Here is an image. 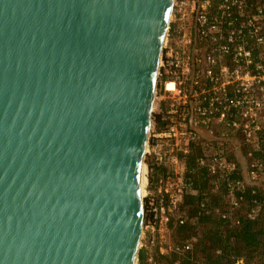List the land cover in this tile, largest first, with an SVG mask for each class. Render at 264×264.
I'll return each instance as SVG.
<instances>
[{"label": "water", "instance_id": "obj_1", "mask_svg": "<svg viewBox=\"0 0 264 264\" xmlns=\"http://www.w3.org/2000/svg\"><path fill=\"white\" fill-rule=\"evenodd\" d=\"M175 0H0V264H137Z\"/></svg>", "mask_w": 264, "mask_h": 264}, {"label": "built area", "instance_id": "obj_2", "mask_svg": "<svg viewBox=\"0 0 264 264\" xmlns=\"http://www.w3.org/2000/svg\"><path fill=\"white\" fill-rule=\"evenodd\" d=\"M193 10L196 35L188 39L193 51H182L181 57L171 47L161 57L155 92L159 104L145 156L153 166L170 171L155 187L147 181L142 246L148 234L155 244L156 233L174 215L180 224L196 223L197 217L181 207L186 194L197 193L186 176L185 156L193 144L200 148L198 167L212 177V192L226 190L228 209L217 212L233 226L241 222L235 212L246 193L264 176V155H256L264 143V0H194ZM236 139L248 149L246 163L230 157ZM255 204L247 210L250 218L259 214ZM198 242L194 233L175 248L190 251ZM147 264L161 263L150 254Z\"/></svg>", "mask_w": 264, "mask_h": 264}, {"label": "trees", "instance_id": "obj_3", "mask_svg": "<svg viewBox=\"0 0 264 264\" xmlns=\"http://www.w3.org/2000/svg\"><path fill=\"white\" fill-rule=\"evenodd\" d=\"M255 1L249 0L251 3ZM199 155L200 148L198 143H195L185 156L186 176L192 179L197 193L186 194L181 204L183 209L189 211L191 217H197V221L180 224L178 220L171 218L168 227L178 239L174 243V249L163 258L167 259V264H264V187L249 189L242 208L235 212L241 222L233 226L217 212L218 208L228 209L226 190L223 187L216 193L212 192V177L206 169L197 165ZM256 155H264V143L262 151ZM230 157L237 160L234 152L230 153ZM154 166L150 165V183L157 181V176L165 171L162 166ZM253 189L256 193H253ZM202 203H205V206H202ZM255 203L260 205V211L257 217L250 218L247 216V210L255 206ZM244 208L246 209L243 211ZM194 233L199 235V242L194 249L178 251L176 248ZM146 259L147 252L141 251L138 264H147Z\"/></svg>", "mask_w": 264, "mask_h": 264}, {"label": "rangeland", "instance_id": "obj_4", "mask_svg": "<svg viewBox=\"0 0 264 264\" xmlns=\"http://www.w3.org/2000/svg\"><path fill=\"white\" fill-rule=\"evenodd\" d=\"M193 3L194 0H175L174 1V6H173V12L171 15V20H170V25L169 29L167 32V36L165 39V44H164V50L163 54H166V51L169 50V48H173L178 55L181 57L183 56L182 51H193L194 43L190 44L188 42V39L194 38L196 35L195 28H194V21H195V13L193 10ZM159 104V99L158 97L155 99L154 102V111H157V105ZM161 104V103H160ZM204 138V137H203ZM236 150H235V157L241 161V163H246V160H248V149L247 147L242 143V139H236ZM144 163H146L148 167V174L150 173V165L151 161L148 160V157L145 156ZM158 167V166H154ZM165 171L161 175L157 176V181L160 177L164 176L168 171H170L167 167L162 166ZM178 169H181L178 167ZM245 171L246 174V169L244 167L242 168V172ZM147 174L148 177V183H149V175ZM154 182L153 187H155L156 182ZM151 185V184H150ZM148 184L146 183L145 190L148 189ZM256 186L258 187H264V176L260 181L257 182ZM146 193V191H145ZM144 193V194H145ZM145 196V195H144ZM145 203V198L143 197V205ZM246 208L243 209V211ZM174 220H178L177 216L174 215L172 217ZM203 229V225H201ZM151 235H145V239L143 240V246L140 244L139 248V253L141 251H146L147 252V257L150 254L155 255L158 260L160 261L161 264H167V259H164V255H169V251H171L174 247L175 241L178 239L177 236H174L172 234V230L168 226H163L162 229L156 233V243L151 244L149 243V238ZM161 248L164 249V253H161ZM172 248V249H171ZM147 262V259H146ZM139 263V255H138V260L137 264Z\"/></svg>", "mask_w": 264, "mask_h": 264}, {"label": "bare ground", "instance_id": "obj_5", "mask_svg": "<svg viewBox=\"0 0 264 264\" xmlns=\"http://www.w3.org/2000/svg\"><path fill=\"white\" fill-rule=\"evenodd\" d=\"M169 87L170 88H173L174 87V84L173 83H169ZM145 151H146V148H145ZM147 174H148V167L146 165V163H142V166H141V195L142 197H144V193H145V187H146V183H147V180H148V177H147Z\"/></svg>", "mask_w": 264, "mask_h": 264}, {"label": "crops", "instance_id": "obj_6", "mask_svg": "<svg viewBox=\"0 0 264 264\" xmlns=\"http://www.w3.org/2000/svg\"><path fill=\"white\" fill-rule=\"evenodd\" d=\"M153 185H154V183H153Z\"/></svg>", "mask_w": 264, "mask_h": 264}]
</instances>
